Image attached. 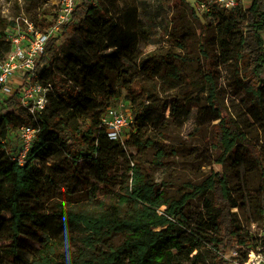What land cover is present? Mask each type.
<instances>
[{
    "label": "trees",
    "instance_id": "trees-1",
    "mask_svg": "<svg viewBox=\"0 0 264 264\" xmlns=\"http://www.w3.org/2000/svg\"><path fill=\"white\" fill-rule=\"evenodd\" d=\"M173 1L169 37L180 51L190 53L194 35L203 56L208 95L197 122L211 124L208 142L216 153L214 161L224 164L242 145L254 157L264 186L263 153L224 113L216 85L219 65L231 66L229 84L252 97L253 115L264 126V0L230 10L210 4L202 19L191 0ZM46 12L29 19L46 27ZM12 22L5 21L4 27ZM211 27L214 38L208 36ZM122 30L104 0H84L49 38L33 71L35 79L52 84L57 97L35 119L18 105L20 92L0 100V264H227L222 256L226 248L251 242L234 211L242 203L225 173L211 172L190 182L177 197L168 193L166 183L151 179L142 155L156 148L157 164L163 168L168 146L145 131L162 121L168 105V118L182 121L186 112L172 96L157 118L155 97L142 83L131 87L132 79L122 75V59L162 81L168 76L165 90L189 82L187 64L169 53L127 54L136 37L124 38ZM4 51L1 32L0 59ZM123 88L132 103L133 127L141 135L132 131L121 143L107 136L101 114ZM24 123L39 130L20 165L3 141L11 128ZM129 144L137 155L128 150ZM196 197L202 199V211L187 225L184 210ZM256 212L258 223L264 222V187ZM187 226L192 228L188 231Z\"/></svg>",
    "mask_w": 264,
    "mask_h": 264
},
{
    "label": "rangeland",
    "instance_id": "rangeland-1",
    "mask_svg": "<svg viewBox=\"0 0 264 264\" xmlns=\"http://www.w3.org/2000/svg\"><path fill=\"white\" fill-rule=\"evenodd\" d=\"M112 10L117 22L122 30V37L134 35L136 41L132 51L127 50V54L134 57V54H146L152 52L169 53L181 59L186 65L189 75V82L185 81L177 90H165L169 84V77L165 81L153 74H147L141 71L131 60L122 59V75L126 80L132 79L133 87L135 83L144 85L152 96L155 97L158 105L156 116L161 117L163 105L168 99L170 102L172 96H176L178 103L186 112L182 121H176L169 116V105L165 111L162 121L154 126L151 125L145 131L147 135L161 138L168 146L164 158L163 168L157 164V149L150 147L142 155L149 166L150 177L155 183H166L168 193L174 196H180L187 191L190 182H199L202 178L211 172H223L229 182L230 187L237 197L240 198L242 209L234 208L237 211L242 231L247 233L251 241L254 239L250 235L252 223H258L256 220L257 206L259 204L260 192L263 189L262 178L257 169L254 157L249 150L240 145L234 152L230 153L224 164L214 161L216 153L212 150L208 138L211 136V124L199 125L197 119L199 114L204 111V105L207 104V84L201 73L203 56L198 51V39L192 35L193 47L189 53L187 50H179L175 43L169 37L172 29L171 11L174 7L173 0H104ZM192 1V0H191ZM46 10L45 17H50L52 12L47 0H0V33L4 32V22L11 21L17 17H31L33 13H43ZM201 19H202V14ZM201 34L197 30V35ZM210 38H214L212 27L208 32ZM215 52L217 49L212 47ZM108 52V51H107ZM227 53V52H226ZM123 55V54H122ZM127 56V55H126ZM231 66L222 63L218 69L220 76L217 78V95L223 107L224 113L233 117L242 131L251 143L261 149L262 165L264 169V126L260 120H257L252 110L253 99L250 95L240 92L229 84L227 69ZM115 86L120 88L121 82L116 79ZM128 92L125 88L120 90V96L113 100L112 105L117 101L125 102L128 99ZM141 135L136 127L130 126L125 133L128 139L131 132ZM124 136V135H123ZM16 142V141H15ZM17 145V142H16ZM127 148L134 155L137 151L132 144ZM161 189L160 191H162ZM81 197L84 194L81 193ZM56 200V199H55ZM55 200H52L51 203ZM202 211V199L196 197L189 201L184 214L187 225H193L195 219ZM189 231L192 226H187ZM257 241L253 247H260ZM264 247V245H262ZM264 253V248H263Z\"/></svg>",
    "mask_w": 264,
    "mask_h": 264
},
{
    "label": "built area",
    "instance_id": "built-area-1",
    "mask_svg": "<svg viewBox=\"0 0 264 264\" xmlns=\"http://www.w3.org/2000/svg\"><path fill=\"white\" fill-rule=\"evenodd\" d=\"M84 0H47L52 9L50 22L46 27L36 25L28 17L20 16L13 19L4 28V56L0 59V100L20 92V106L24 107L32 118L44 111L47 104L57 97L51 83H42L34 77V69L45 53L49 38L61 31L64 24L73 16L75 8ZM251 0H208L197 3L192 0L196 12L202 14L210 4L220 8L233 9L239 4L247 5ZM264 38V31L262 32ZM130 99L117 101L107 106L101 114V125L107 136L112 140L124 143L126 130L133 126L135 120L132 114ZM38 127L33 123H24L11 128L4 139V147L11 159L23 165L32 143L38 133ZM124 135V136H123ZM17 145H16V142ZM254 230L250 235L260 246L253 247V241L248 244L236 242L222 252L227 264H264V222L252 223Z\"/></svg>",
    "mask_w": 264,
    "mask_h": 264
}]
</instances>
